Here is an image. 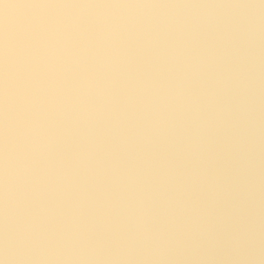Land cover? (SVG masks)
<instances>
[{"label":"crops","instance_id":"obj_1","mask_svg":"<svg viewBox=\"0 0 264 264\" xmlns=\"http://www.w3.org/2000/svg\"><path fill=\"white\" fill-rule=\"evenodd\" d=\"M22 2L24 4L11 3V10L17 12L4 17H9L6 22L11 21L12 25L6 26L9 31L6 36L2 32L3 19L0 20V197L4 200L6 185L9 43L14 45L15 58L20 64L17 83L22 92L29 83L23 70L26 57L37 52L42 57V62L35 67L40 78L50 86L52 95L43 106L41 118L45 120L55 111L60 119L69 122L65 134L74 139V150L69 153L73 173L67 179H61L54 163L35 167V175L42 178V192L37 196L31 189L29 201L18 208L17 221L23 223L38 216L52 240V250L34 259L4 261V264H264V199L250 198L239 192V170L245 165L228 160L237 156L238 141L228 139L217 148L204 146L203 153L191 151L190 158L185 161L180 156V147L175 144L165 153L158 154L157 162L146 160L135 164L126 161L120 165L112 148L102 152L94 142L95 134L84 135L82 123L86 119L81 116L82 109L76 102L78 80L67 77L69 72H79L78 67L71 66L67 56L59 52L54 58V72L43 63L57 42V36L45 33L41 24L43 20L51 19L55 5L50 0ZM155 37L160 40L157 35ZM121 72L123 75L126 68L118 71ZM123 77L121 88L131 93L122 98L117 96V100L110 94L109 106L114 114L125 118L155 100L168 110L164 115L168 121L189 124L198 115H205L203 113L212 104L223 101L225 96L220 85L196 87L186 81L189 83L186 88L193 89L188 91L187 102H183L178 94L174 97L176 101L168 102L160 96L151 98L148 95L152 81L158 83L155 77L151 85L148 81L133 83L131 78ZM16 115L17 123L22 126V99L17 102ZM91 119L99 123L97 118ZM169 133L170 138L182 137L178 129ZM83 135L88 140L84 145ZM148 171H156L171 189L173 206L169 216L159 215L155 207L145 213L146 202L157 200L155 191L148 190L144 183ZM3 200L0 218L7 217V205ZM38 203L45 207L43 216L35 209ZM133 209L138 210V215L155 235L167 238L166 246L150 247L139 242L135 246L129 245L128 235L136 230ZM2 226L0 238L7 225ZM69 231L78 233L79 238L66 244L63 237ZM101 238L106 245L100 257L81 258L77 255V247L82 241Z\"/></svg>","mask_w":264,"mask_h":264},{"label":"rangeland","instance_id":"obj_2","mask_svg":"<svg viewBox=\"0 0 264 264\" xmlns=\"http://www.w3.org/2000/svg\"><path fill=\"white\" fill-rule=\"evenodd\" d=\"M29 1L37 3L38 0ZM50 1L55 5L50 20H61L65 24L71 23L67 8L90 10L80 16L76 29L69 27L63 36L56 35L57 42L53 47L62 56H67L71 66L78 67L79 72H69L67 77L78 80L75 101L79 108L87 107L93 113L91 117L98 119L99 123L86 119L82 126L84 135L95 134V141L91 139L102 152L112 148L120 165L126 161L136 164L149 160L153 163L158 154L178 144L180 156L185 161L190 158L191 151L203 153L204 146L217 148L225 140L234 138L238 141L237 156L228 160L245 165L239 170V192L250 198L258 196L264 199V0H146L150 16L149 20L144 19L140 24L123 21L128 11L132 10L129 0ZM11 3L24 4L22 0H0L3 36L9 33L6 26L11 25V21L6 22L9 17H4L17 12L11 10ZM97 12L112 14L110 20L116 27L111 33L102 24ZM181 22L186 26L182 36L177 37L176 24ZM84 23L89 27L87 32L80 27ZM156 35L160 40H156ZM231 35L236 36L239 42L237 59L229 51L228 39ZM124 36L129 37L135 51L133 62L126 66L119 60V44ZM85 48L86 51L81 52L82 56L78 59L79 51ZM125 68L123 75L131 78L133 83L148 81L151 85V80L156 78L158 83L152 81L153 86L147 91L151 98L160 96L174 102L178 94L183 102H187L188 91L193 90L187 89L188 81L196 87L220 85L225 93L224 100L212 104L203 113L205 115H198L197 119L184 125L168 121L164 116L168 110L155 100L129 114L130 118L117 116L109 106L110 94L117 100V96L122 98L131 93L122 89L120 84L124 77L118 71ZM144 75L148 77L143 78ZM87 84L100 85L103 97L97 96L95 90L85 95L83 86ZM51 95L50 89L42 100L44 107ZM95 107L101 112L99 115L94 113ZM222 107H227L226 111ZM45 121L54 122L58 139L54 153L48 160L37 162L36 166L54 163L59 178L67 179L73 173L69 153L74 150V139L65 134L69 122L60 119L55 111ZM176 129L181 131L182 137L170 138L169 132ZM87 141L85 139L83 145ZM64 164L70 166V173L61 176ZM154 172L148 171L144 183L148 190L155 191L157 200L146 202L145 213L155 207L159 215L169 216L173 206L171 189ZM31 187L21 183L20 191L24 193L20 194L19 206L29 201ZM1 200L2 197L0 205ZM3 201L7 205L5 195ZM38 205L43 206L38 203L36 207ZM44 213L45 210L40 215ZM7 223V217L0 218V226L4 228ZM85 242L99 245L101 249L98 255L82 256L77 247L76 253L81 258H98L104 253V239Z\"/></svg>","mask_w":264,"mask_h":264},{"label":"clouds","instance_id":"obj_3","mask_svg":"<svg viewBox=\"0 0 264 264\" xmlns=\"http://www.w3.org/2000/svg\"><path fill=\"white\" fill-rule=\"evenodd\" d=\"M90 10H80L79 13H68L72 17L70 24L61 20H43L41 27L45 33L63 36L69 27L78 26L79 17ZM141 11L129 10V17L138 18ZM46 15V10H45ZM102 24L111 31L116 26L111 23L109 12H97ZM8 50V71L6 79L7 98V143L5 154V196L7 201V227L2 238H0V264L4 261L18 262L37 258L48 254L52 240L44 228L38 216H32L23 223L17 221V213L20 204V185H32V192L39 195L42 192V178L35 175L36 164L39 161H46L51 156L58 136L55 131L54 122H47L41 118L43 109L42 100L49 94L50 86L40 78L35 66L42 62V57L33 53L26 57L23 63V70L29 83L23 92L18 83V72L20 64L15 58L14 45L9 43ZM57 49L53 47L48 53V59L43 60L49 71H55L54 58ZM85 95L92 94L93 85L83 86ZM97 89L96 95L103 97L104 91ZM22 99L24 118L22 126L17 123V102ZM92 112L87 107H82L81 116L90 119ZM132 215L136 217V230L128 235V243L135 246L138 242L150 247L161 248L166 246L167 238L155 235L148 224L138 215V210L133 209ZM79 238L78 233L69 231L63 237L66 244L72 243ZM80 251L86 254H95L98 246L92 245L88 248H81Z\"/></svg>","mask_w":264,"mask_h":264},{"label":"built area","instance_id":"obj_4","mask_svg":"<svg viewBox=\"0 0 264 264\" xmlns=\"http://www.w3.org/2000/svg\"><path fill=\"white\" fill-rule=\"evenodd\" d=\"M129 2L131 3V6H132L131 9L140 10L142 14L139 15L138 18L129 17L127 15L123 19V21L124 20L128 21V22L131 21L132 24H137V23L140 24L141 22H143L144 19H148L149 18L150 12H149V10L146 7V0H129ZM67 12L76 14V13L80 12V9L67 8ZM71 19H72V17H71ZM78 24H80V17H79V23ZM83 25H84V27H83ZM83 25H80V27L87 32L89 30V27H88L87 23H84ZM185 26L186 25H185L184 22L176 24V29H177V35L176 36L177 37H181L182 36V34H183L182 32H183ZM77 27L78 26H76L75 28H73V27L72 28L76 29ZM120 28H123V27L120 26ZM228 44H229V51H230L232 57L234 59H237L240 46H239V42H238L236 36L231 35L229 37V39H228ZM83 51H86V48L81 50V51H79V54L77 55L78 59L82 56L81 52H83ZM134 57H135V51H134V47H133L132 42L130 41L129 37H127V36L122 37L121 41H120V44H119V60H120V63L125 65V66L129 65V64H131L133 62ZM93 86H94L93 90L97 91V89L95 88V85H93ZM98 86L100 87V85H98ZM226 108L227 107H225V108L222 107L221 109H224L226 111ZM94 113L99 115L101 112L99 110H97V107H95ZM53 153L54 152H52V154ZM60 173H61V176L68 175V173H70V166L68 164H64L63 167L60 170ZM22 193H24V192L20 191V194H22ZM35 209H36L38 214H41V213L44 212L45 207L38 205ZM92 245H94V244L89 243V242H85V241L82 242L78 246L79 254L82 255V256L98 255L100 253V249H101L99 245H96V246H98V251L95 254H86L85 252L80 251L81 248H88V247H91Z\"/></svg>","mask_w":264,"mask_h":264}]
</instances>
